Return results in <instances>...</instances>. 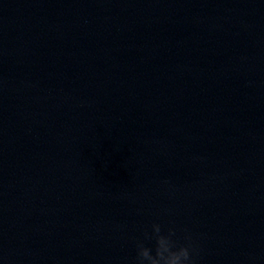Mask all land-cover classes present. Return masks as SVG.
Here are the masks:
<instances>
[{"label": "water", "instance_id": "obj_1", "mask_svg": "<svg viewBox=\"0 0 264 264\" xmlns=\"http://www.w3.org/2000/svg\"><path fill=\"white\" fill-rule=\"evenodd\" d=\"M153 223L264 264V0H0V264H136Z\"/></svg>", "mask_w": 264, "mask_h": 264}, {"label": "clouds", "instance_id": "obj_2", "mask_svg": "<svg viewBox=\"0 0 264 264\" xmlns=\"http://www.w3.org/2000/svg\"><path fill=\"white\" fill-rule=\"evenodd\" d=\"M175 236V229L169 228L163 234L161 225L153 223L151 232L145 230L143 237L136 240V264H195L198 248L191 235L184 236V243H179ZM153 241L154 247L150 246Z\"/></svg>", "mask_w": 264, "mask_h": 264}]
</instances>
